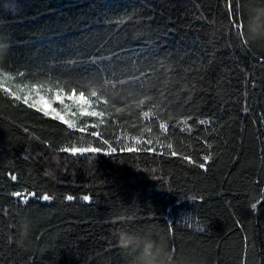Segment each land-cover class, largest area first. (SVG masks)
Segmentation results:
<instances>
[{
    "label": "trees",
    "instance_id": "16d2710c",
    "mask_svg": "<svg viewBox=\"0 0 264 264\" xmlns=\"http://www.w3.org/2000/svg\"><path fill=\"white\" fill-rule=\"evenodd\" d=\"M237 7L0 0V264H129L118 229L165 240L177 264H264V43L234 24L264 0ZM34 83L63 84L65 104L70 87L111 102L93 103L102 118L68 114L69 128L29 106L34 92L23 102ZM55 91L46 99L61 109ZM89 145L101 150H62Z\"/></svg>",
    "mask_w": 264,
    "mask_h": 264
},
{
    "label": "snow or ice",
    "instance_id": "6c2138e0",
    "mask_svg": "<svg viewBox=\"0 0 264 264\" xmlns=\"http://www.w3.org/2000/svg\"><path fill=\"white\" fill-rule=\"evenodd\" d=\"M239 2L240 0H236L237 3V12L236 15L239 16ZM126 19H130V17H122L120 18V20L117 21L118 25H123L125 23ZM234 24L236 25V27L238 29H243V23L240 21H234ZM242 34V33H241ZM246 43V41H245ZM20 76L22 77L23 74H20ZM6 79H10V77H6ZM138 79V77H137ZM51 83V82H49ZM120 83H126V81H120ZM0 87H3V85H0ZM53 88L56 89V91L54 92L53 95V99L54 100H58L60 102V104L63 106L61 109H57V108H53L52 107V101L46 99V95L50 92L53 91ZM18 91H23V88H18ZM87 89H80L79 90V94L77 95V88L76 87H70L67 89V99L72 101L71 105L65 104L64 103V99H63V95L65 93V86L63 84H53L52 87H48L46 86L44 83H34L31 86V89L23 96V98L19 95H16V93L14 92H10L9 89L5 88L4 91L9 92L10 95L15 96V98L17 100H20L21 98L23 99V102L25 104L29 103V100L32 98L33 92L35 93V96L38 97V99H35L32 101V103L29 105L30 107H34V108H38L39 111L43 112L44 115L46 116H51L53 119L55 120H59L62 121L63 124L67 125L69 128H75L76 124L73 120H70L68 118H66L68 116V114H71L73 117L77 116V114H79L80 117H104L105 112L104 111H96L95 109H92V105L94 102H98L101 99H103V103L104 104H109L111 101L109 98L104 97V94L102 91H100L97 88H91V90H88V94H85V91ZM43 93V94H42ZM90 97L95 98V101H93L92 99H90ZM161 97H163V93H161ZM154 99V97L149 96V95H145L144 99H141L137 102V107H141L143 105L146 104V102L148 101H152ZM72 107L76 108V111L73 112L72 111ZM156 104L153 103L150 106L149 111H144L143 112V117L145 119L150 118L151 116L155 115V113L151 110L152 108H155ZM89 109H92L91 111ZM117 111H122V109H117ZM100 123H104L103 119L100 120ZM207 123L206 121H200V124H205ZM92 127H96V124H92ZM88 127L87 122H85V125L82 127H79L77 130L79 132H85L86 129ZM159 127L161 129H165L166 130V125L165 124H160ZM147 131H151V129H147ZM91 136H96L99 137L100 133L99 132H92L90 133ZM103 144L107 145L108 144V140H103ZM167 147L169 149L172 148V144L169 143L167 145ZM210 147V146H209ZM63 151L66 152H71L72 154H84V153H98L101 149L100 148H93L90 145L88 147H76L73 146L71 148H65L62 149ZM128 151H133L134 149L132 148H128ZM112 151H116L115 148H112ZM172 155H177V153L175 151H172L171 153ZM212 159L211 155H206L203 157V161L199 164H197V167L201 168V169H205L207 168V162L210 161ZM12 179H16L15 176L12 177ZM13 195H15L16 197L20 198V202L23 203H27L28 199L32 196H34L35 194H25V193H13ZM39 199H42L43 201L47 202V201H51L53 198L49 195H43L42 197H39ZM66 199L68 201H72L75 199V197L68 195L66 197ZM83 200L87 201L89 200V197L87 195H85L83 197ZM253 207H255V205H253Z\"/></svg>",
    "mask_w": 264,
    "mask_h": 264
},
{
    "label": "clouds",
    "instance_id": "9594fccd",
    "mask_svg": "<svg viewBox=\"0 0 264 264\" xmlns=\"http://www.w3.org/2000/svg\"><path fill=\"white\" fill-rule=\"evenodd\" d=\"M244 38L251 43H264V8H254L243 24ZM29 223L24 220L20 224L21 237H26ZM116 247L121 254L129 258V264H177L174 250H171L163 239L118 229L115 233Z\"/></svg>",
    "mask_w": 264,
    "mask_h": 264
},
{
    "label": "rangeland",
    "instance_id": "374dc122",
    "mask_svg": "<svg viewBox=\"0 0 264 264\" xmlns=\"http://www.w3.org/2000/svg\"><path fill=\"white\" fill-rule=\"evenodd\" d=\"M66 104H68V105H71L72 104V101H68V102H66ZM53 107V106H52ZM92 109H94L93 108V105H92ZM92 109H89L90 111L92 110ZM72 111L73 112H75L76 111V108L75 107H72ZM67 118V117H66ZM74 121V120H73ZM77 122H75V124H76Z\"/></svg>",
    "mask_w": 264,
    "mask_h": 264
}]
</instances>
